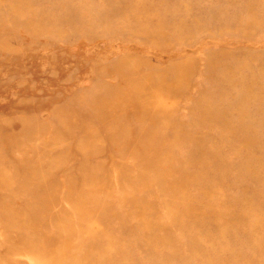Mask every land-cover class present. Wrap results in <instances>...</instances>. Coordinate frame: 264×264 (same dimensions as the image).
<instances>
[{
    "label": "rangeland",
    "instance_id": "1",
    "mask_svg": "<svg viewBox=\"0 0 264 264\" xmlns=\"http://www.w3.org/2000/svg\"><path fill=\"white\" fill-rule=\"evenodd\" d=\"M0 264H264V0H0Z\"/></svg>",
    "mask_w": 264,
    "mask_h": 264
}]
</instances>
